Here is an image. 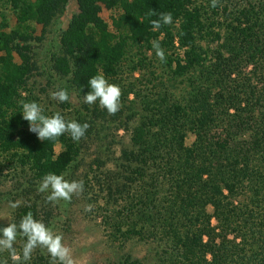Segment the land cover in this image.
I'll use <instances>...</instances> for the list:
<instances>
[{"label":"trees","instance_id":"trees-1","mask_svg":"<svg viewBox=\"0 0 264 264\" xmlns=\"http://www.w3.org/2000/svg\"><path fill=\"white\" fill-rule=\"evenodd\" d=\"M99 73L122 89L115 115L83 102ZM32 101L88 123L85 137L39 140ZM49 173L83 193L48 202ZM78 201L123 251L110 264H144L140 245L152 264H264V0H0V210L56 229ZM44 253L21 264H50Z\"/></svg>","mask_w":264,"mask_h":264},{"label":"clouds","instance_id":"clouds-1","mask_svg":"<svg viewBox=\"0 0 264 264\" xmlns=\"http://www.w3.org/2000/svg\"><path fill=\"white\" fill-rule=\"evenodd\" d=\"M218 0H211V7L215 8ZM150 13L149 15H153ZM153 31L162 25H171L173 16L169 13H161L159 19L151 20ZM156 56L163 62L165 52L159 42H153ZM91 91L84 97L83 102L88 105H99L106 109L109 115L117 114L122 108V89L116 83H110L103 73L94 75L89 80ZM51 99L60 103H67L70 100L66 89H59L50 93ZM23 119L29 122V131L35 133L39 140H57L65 133L69 134L74 141H80L85 137L90 125L79 123L75 120H66L57 112L53 115H46L44 108L37 102H22ZM39 192L49 193L46 197L48 202L66 201L70 202L74 195H80L84 191L82 180H68L65 175L54 173L46 174L38 185ZM19 202L13 203L12 207H18ZM89 206L86 211H91ZM19 238L24 239L21 252L18 254L16 242ZM37 249H45L50 256V264H76L72 249L64 243V236L54 231L52 227L34 217L28 212L20 222H10L6 227L0 228V253L8 252L13 264H21L32 258ZM3 264H7L4 261Z\"/></svg>","mask_w":264,"mask_h":264},{"label":"rangeland","instance_id":"rangeland-1","mask_svg":"<svg viewBox=\"0 0 264 264\" xmlns=\"http://www.w3.org/2000/svg\"><path fill=\"white\" fill-rule=\"evenodd\" d=\"M74 1L72 2L68 14L74 8ZM102 16L108 20L110 13L103 9ZM194 136L188 138V143L191 144ZM89 205L83 201L79 203L70 204L64 207L67 213L61 218V221L56 223V231L64 236V243L68 245L72 251L76 264H110L117 261L122 255L121 250H118L114 245L108 243L106 234V227L103 224L102 218L96 220L94 215H89L86 209ZM11 207L6 206L0 210V224L9 223ZM46 256H49L45 249H42ZM126 251H129L127 248ZM134 254L141 258L144 264H152V262L144 258L147 256L146 247L140 245L135 248Z\"/></svg>","mask_w":264,"mask_h":264}]
</instances>
